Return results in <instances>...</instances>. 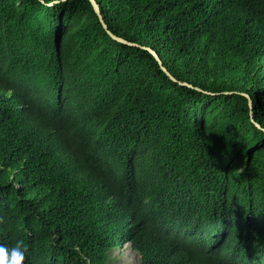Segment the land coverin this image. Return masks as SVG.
<instances>
[{"label":"trees","instance_id":"16d2710c","mask_svg":"<svg viewBox=\"0 0 264 264\" xmlns=\"http://www.w3.org/2000/svg\"><path fill=\"white\" fill-rule=\"evenodd\" d=\"M17 239L24 264L123 243L138 264H264V0H0Z\"/></svg>","mask_w":264,"mask_h":264},{"label":"clouds","instance_id":"9594fccd","mask_svg":"<svg viewBox=\"0 0 264 264\" xmlns=\"http://www.w3.org/2000/svg\"><path fill=\"white\" fill-rule=\"evenodd\" d=\"M125 246L128 247L129 253L138 259V254H133L129 243H123L120 247L121 251H124ZM26 251L24 242L20 239L15 240L11 244L0 243V264H24ZM136 263L138 264V260Z\"/></svg>","mask_w":264,"mask_h":264},{"label":"rangeland","instance_id":"374dc122","mask_svg":"<svg viewBox=\"0 0 264 264\" xmlns=\"http://www.w3.org/2000/svg\"><path fill=\"white\" fill-rule=\"evenodd\" d=\"M111 255L114 258L113 264H137L136 257L129 253L127 246L124 247V251L113 250Z\"/></svg>","mask_w":264,"mask_h":264},{"label":"water","instance_id":"95a60500","mask_svg":"<svg viewBox=\"0 0 264 264\" xmlns=\"http://www.w3.org/2000/svg\"><path fill=\"white\" fill-rule=\"evenodd\" d=\"M93 5H94V8H95L96 12L99 13V9H98L97 5H96L94 2H93ZM104 28L107 29V26L104 25ZM108 33L110 34V36H111L114 40H116V41H118V42H124V43H125V41H123L122 39L116 37V36L113 35L111 32H108ZM249 103H250V105H251L250 100H249Z\"/></svg>","mask_w":264,"mask_h":264}]
</instances>
